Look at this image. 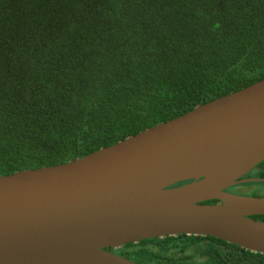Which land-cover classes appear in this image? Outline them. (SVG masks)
Wrapping results in <instances>:
<instances>
[{
    "label": "trees",
    "instance_id": "1",
    "mask_svg": "<svg viewBox=\"0 0 264 264\" xmlns=\"http://www.w3.org/2000/svg\"><path fill=\"white\" fill-rule=\"evenodd\" d=\"M261 80L264 0H0V176L68 163ZM244 178H264V161ZM252 184L264 186L237 187ZM108 251L137 264H264L212 237Z\"/></svg>",
    "mask_w": 264,
    "mask_h": 264
},
{
    "label": "water",
    "instance_id": "2",
    "mask_svg": "<svg viewBox=\"0 0 264 264\" xmlns=\"http://www.w3.org/2000/svg\"><path fill=\"white\" fill-rule=\"evenodd\" d=\"M263 161L261 80L68 163L0 176V264H137L108 250L178 235L264 255L252 219L264 198L227 192L263 183L244 178Z\"/></svg>",
    "mask_w": 264,
    "mask_h": 264
},
{
    "label": "rangeland",
    "instance_id": "3",
    "mask_svg": "<svg viewBox=\"0 0 264 264\" xmlns=\"http://www.w3.org/2000/svg\"><path fill=\"white\" fill-rule=\"evenodd\" d=\"M249 189L258 191V190L264 189V186L255 185V184L247 186L246 188L234 186V187L230 188L228 192H230L231 194L240 195V196H250V193L248 192Z\"/></svg>",
    "mask_w": 264,
    "mask_h": 264
},
{
    "label": "flooded vegetation",
    "instance_id": "4",
    "mask_svg": "<svg viewBox=\"0 0 264 264\" xmlns=\"http://www.w3.org/2000/svg\"><path fill=\"white\" fill-rule=\"evenodd\" d=\"M229 191V189L227 190V192ZM115 254V253H114Z\"/></svg>",
    "mask_w": 264,
    "mask_h": 264
}]
</instances>
